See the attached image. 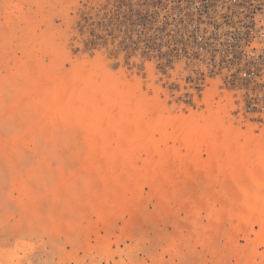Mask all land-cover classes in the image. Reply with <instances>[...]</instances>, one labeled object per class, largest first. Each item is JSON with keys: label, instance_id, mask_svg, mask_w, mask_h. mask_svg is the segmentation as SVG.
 I'll use <instances>...</instances> for the list:
<instances>
[{"label": "rangeland", "instance_id": "rangeland-1", "mask_svg": "<svg viewBox=\"0 0 264 264\" xmlns=\"http://www.w3.org/2000/svg\"><path fill=\"white\" fill-rule=\"evenodd\" d=\"M155 3L0 0V264H264V123L147 55Z\"/></svg>", "mask_w": 264, "mask_h": 264}, {"label": "built area", "instance_id": "built-area-1", "mask_svg": "<svg viewBox=\"0 0 264 264\" xmlns=\"http://www.w3.org/2000/svg\"><path fill=\"white\" fill-rule=\"evenodd\" d=\"M153 1L147 55L182 63L195 92L217 82L237 115L264 123V0Z\"/></svg>", "mask_w": 264, "mask_h": 264}, {"label": "bare ground", "instance_id": "bare-ground-1", "mask_svg": "<svg viewBox=\"0 0 264 264\" xmlns=\"http://www.w3.org/2000/svg\"><path fill=\"white\" fill-rule=\"evenodd\" d=\"M208 136H209V135H208ZM228 141H229V140H228ZM229 143L232 144L231 142H228V145L225 144V148H226V149H227V148L230 149V145H229ZM229 149H228V150H229ZM119 151H121V150H119ZM257 151H259V150L257 149L256 152H257ZM245 152H246V151H244L241 155H242V156H243V154L246 155ZM225 153H226V152H225ZM258 154H260V152H258ZM243 186H245V185H243ZM191 193H192V192H191ZM191 193H189V195H190ZM188 197H189V196H188ZM192 197H193V196H192ZM192 197L190 196V199H191ZM206 197H207V196H205V198H206ZM186 198H187V197H186ZM188 199H189V198H188ZM195 199H196V198H195ZM206 200H210V199H206ZM206 200H205V201H206ZM199 202H200V201H199ZM206 202H207V201H206ZM198 206H199V205H198ZM191 208H192V207H191ZM198 208H199V207H198ZM123 211H124V210H123ZM192 212H193V210H192ZM262 212H263V211H262ZM208 213H209V212H208ZM258 213H259V212H258ZM258 213H257V214H258ZM261 216H262V215H261ZM218 217H219V216H218ZM258 217H259V216H258ZM263 218H264V217H263ZM217 220H218V219H217ZM202 234H203V233H202ZM201 236H202V235H201ZM260 236L263 237V233H262V232L260 233ZM260 236H259V238H260ZM262 237H261V238H262Z\"/></svg>", "mask_w": 264, "mask_h": 264}]
</instances>
